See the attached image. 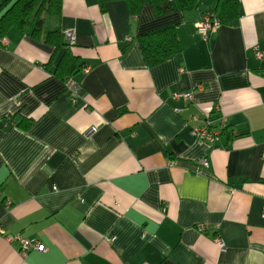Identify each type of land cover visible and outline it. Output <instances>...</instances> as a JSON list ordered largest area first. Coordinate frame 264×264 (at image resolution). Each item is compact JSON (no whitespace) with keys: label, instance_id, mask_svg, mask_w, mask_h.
<instances>
[{"label":"crops","instance_id":"0c3cea01","mask_svg":"<svg viewBox=\"0 0 264 264\" xmlns=\"http://www.w3.org/2000/svg\"><path fill=\"white\" fill-rule=\"evenodd\" d=\"M215 4L61 0L44 25L58 47L0 36V264H264V0L227 23ZM168 25L180 52L147 64L137 36ZM207 117L225 119L213 144L191 131ZM9 234L46 251L23 257Z\"/></svg>","mask_w":264,"mask_h":264},{"label":"trees","instance_id":"16d2710c","mask_svg":"<svg viewBox=\"0 0 264 264\" xmlns=\"http://www.w3.org/2000/svg\"><path fill=\"white\" fill-rule=\"evenodd\" d=\"M108 1L110 0H98L101 11L106 10ZM124 1L131 15H138L141 8L146 4L152 8L155 15H160L173 9L188 10L195 5L197 0ZM239 5L240 0H216L214 11L221 23H227L238 16ZM60 13L61 0H0V36H4L10 29L15 28L28 31L31 37L42 39L58 47L60 45L59 29L57 27L45 29L44 25L47 17L57 18ZM137 41L147 64L165 60L178 54L181 50L176 37L175 25H168L139 34ZM75 65L76 60L65 53L59 64V70L66 69L67 74H69L71 71H75Z\"/></svg>","mask_w":264,"mask_h":264},{"label":"built area","instance_id":"2783aa9c","mask_svg":"<svg viewBox=\"0 0 264 264\" xmlns=\"http://www.w3.org/2000/svg\"><path fill=\"white\" fill-rule=\"evenodd\" d=\"M196 26H197L199 33H201L203 36L206 37L208 36V34H210L211 32L215 31L218 28L219 21L214 16L205 15L201 18V20H199L196 23ZM63 36L69 45L74 42V34L72 30H66L63 33ZM3 40L5 41V39ZM256 55H257V58H261L262 56H264V54H262L258 50H256ZM82 71L84 73L88 72L89 67L84 66L82 68ZM71 84H73L72 81H71ZM173 96L175 98L183 97L185 100L192 99V94L190 92L175 93L173 94ZM224 126H225V119L223 117L222 119L221 118L219 119L218 126H213L211 119L207 117L203 124L193 126L191 128V131L197 139L213 144L219 137L221 129L224 128ZM197 163L202 167L208 166V161H207V158L205 157L198 158ZM199 230H202V226H199ZM2 233L3 232L0 228V234ZM5 238L9 242L15 241L18 243L19 253L23 257L27 254L28 251H31V250H36L40 252L46 251V248L44 247V245L38 240L27 239L20 235H11V234L6 235ZM214 241L217 245H219L220 247H223L224 244L220 237L215 236Z\"/></svg>","mask_w":264,"mask_h":264}]
</instances>
